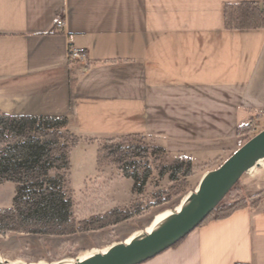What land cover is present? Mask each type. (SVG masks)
<instances>
[{"label": "crops", "instance_id": "crops-1", "mask_svg": "<svg viewBox=\"0 0 264 264\" xmlns=\"http://www.w3.org/2000/svg\"><path fill=\"white\" fill-rule=\"evenodd\" d=\"M241 1L264 8V0H0V110L67 116L80 144L97 149L101 137L144 135L191 158L195 188L240 147V127L264 116V27L225 23L226 4ZM69 33L90 57L84 72L69 62ZM241 179L247 197L264 191V161ZM236 263L264 264V194L140 264Z\"/></svg>", "mask_w": 264, "mask_h": 264}, {"label": "trees", "instance_id": "trees-1", "mask_svg": "<svg viewBox=\"0 0 264 264\" xmlns=\"http://www.w3.org/2000/svg\"><path fill=\"white\" fill-rule=\"evenodd\" d=\"M225 23L229 29L264 27V8L256 1L227 3ZM248 133V124L240 127V146L253 136ZM82 139L69 129L67 116L15 115L0 110V183L15 184L12 206L0 208V234L69 236L117 225L144 212L146 205L135 203L90 217L76 216L70 187L71 157L74 146ZM95 141L98 166H116L121 175L133 180L135 193H144L155 171L161 177L169 174L170 180L177 182L171 188L173 193L154 192L149 207L169 201L173 195L181 196L182 201L196 188L190 189L187 181L194 172L191 158L174 156L144 135L122 134ZM263 194L261 191L247 197L240 179L203 223L229 217L246 206L256 207Z\"/></svg>", "mask_w": 264, "mask_h": 264}, {"label": "rangeland", "instance_id": "rangeland-1", "mask_svg": "<svg viewBox=\"0 0 264 264\" xmlns=\"http://www.w3.org/2000/svg\"><path fill=\"white\" fill-rule=\"evenodd\" d=\"M261 127L264 129V122L261 123ZM248 130L250 134L249 127ZM103 138L105 137H101L100 140ZM147 140L153 142L152 139L147 138ZM97 150V146L80 143L72 150L70 187L73 191L76 216L78 218L90 217L105 213L114 207H130L135 203L146 205L144 212L117 225L69 236L0 234V258L28 263L56 262L101 251L115 242L127 239L134 232L144 230L156 214L174 209L181 201V196L173 195L171 200L149 207L150 201H153L154 192L173 193L171 188L176 186L177 182H172L169 174L161 177L155 171L144 193H135L133 180L121 175L116 166L105 164L99 166V171L96 170ZM187 181L189 188L192 189L189 179ZM14 194L15 184L13 182L0 183V208L11 207ZM230 199L231 196L226 201Z\"/></svg>", "mask_w": 264, "mask_h": 264}, {"label": "water", "instance_id": "water-1", "mask_svg": "<svg viewBox=\"0 0 264 264\" xmlns=\"http://www.w3.org/2000/svg\"><path fill=\"white\" fill-rule=\"evenodd\" d=\"M262 160L264 129L247 140L218 167L207 171L195 190L183 198L180 208L171 209L150 230L146 227L132 239L115 242L85 258L78 256L38 263L0 258V264H140L174 246L200 226L243 175L260 166Z\"/></svg>", "mask_w": 264, "mask_h": 264}, {"label": "built area", "instance_id": "built-area-1", "mask_svg": "<svg viewBox=\"0 0 264 264\" xmlns=\"http://www.w3.org/2000/svg\"><path fill=\"white\" fill-rule=\"evenodd\" d=\"M65 21L63 17H59L56 21V27L59 30L64 28ZM68 58L72 65H75L81 72L88 69L90 65V57L85 48L79 47L74 44V34H68ZM264 122L263 117H256L249 121L248 127L250 129V134L255 135L262 130L261 123Z\"/></svg>", "mask_w": 264, "mask_h": 264}, {"label": "bare ground", "instance_id": "bare-ground-1", "mask_svg": "<svg viewBox=\"0 0 264 264\" xmlns=\"http://www.w3.org/2000/svg\"><path fill=\"white\" fill-rule=\"evenodd\" d=\"M263 161H264V160H262V162H263ZM262 162H261V163H262ZM253 169H254V168H253ZM184 197H185V196H184ZM184 197H183V198H184ZM182 200H183V199H182ZM180 203H181V202H180ZM177 207H178V209H179V208H180V204H179ZM170 210H171V209H168V210H165V211H162V212L156 214L155 217L153 218L152 222L150 223V225L147 227L148 230H150V229L153 227V225H154L157 221H159V220H160L161 218H163L165 215L169 214V213H170ZM137 232H138V231H137ZM137 232L132 233V234L128 237V240L132 239V237H133ZM106 248H107V247H106ZM106 248H104V249H106ZM96 252H97V251H96ZM92 253H95V252H91V253L85 254V255L80 256V257H81V258H85V257L91 255Z\"/></svg>", "mask_w": 264, "mask_h": 264}]
</instances>
